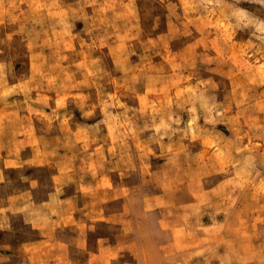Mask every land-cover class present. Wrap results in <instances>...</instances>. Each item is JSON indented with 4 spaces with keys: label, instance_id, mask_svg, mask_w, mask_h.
Wrapping results in <instances>:
<instances>
[{
    "label": "rangeland",
    "instance_id": "rangeland-1",
    "mask_svg": "<svg viewBox=\"0 0 264 264\" xmlns=\"http://www.w3.org/2000/svg\"><path fill=\"white\" fill-rule=\"evenodd\" d=\"M0 264H264V0H0Z\"/></svg>",
    "mask_w": 264,
    "mask_h": 264
}]
</instances>
